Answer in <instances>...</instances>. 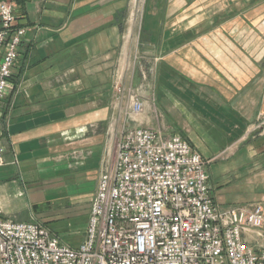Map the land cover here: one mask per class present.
I'll list each match as a JSON object with an SVG mask.
<instances>
[{
  "label": "crops",
  "instance_id": "0c3cea01",
  "mask_svg": "<svg viewBox=\"0 0 264 264\" xmlns=\"http://www.w3.org/2000/svg\"><path fill=\"white\" fill-rule=\"evenodd\" d=\"M9 1L27 32L1 108V218L42 224L62 241L69 229H87L100 174L114 166L123 132L160 130L158 112L178 128L165 136H182L208 160L216 203L237 206L227 205L223 189L248 159L264 166V57L254 40L264 33V0ZM251 36L252 44L236 38ZM148 51L157 53L147 69L157 111L146 101L136 117L126 95L131 63ZM199 132L216 143L208 155L187 135ZM235 134L254 152L220 164ZM50 206L68 211L67 222L49 219ZM86 229L77 231L83 240Z\"/></svg>",
  "mask_w": 264,
  "mask_h": 264
},
{
  "label": "built area",
  "instance_id": "2783aa9c",
  "mask_svg": "<svg viewBox=\"0 0 264 264\" xmlns=\"http://www.w3.org/2000/svg\"><path fill=\"white\" fill-rule=\"evenodd\" d=\"M17 20L15 3L0 1V117L27 32ZM131 101L144 111L137 95ZM207 166L182 136L127 128L100 174L82 243L0 217V264H264L263 204L220 206Z\"/></svg>",
  "mask_w": 264,
  "mask_h": 264
},
{
  "label": "rangeland",
  "instance_id": "374dc122",
  "mask_svg": "<svg viewBox=\"0 0 264 264\" xmlns=\"http://www.w3.org/2000/svg\"><path fill=\"white\" fill-rule=\"evenodd\" d=\"M264 23V22H263ZM136 24H139V22H136ZM262 25V24H261ZM262 32H264V25L262 27ZM259 34V33H258ZM237 40H239V42L241 43H253L254 40L257 42V40H260L261 46H262V56L264 57V33H262V35L259 37L258 35H256L255 39L253 40L254 36H251L250 38H247L246 41H244V39L246 38H238L236 37ZM157 53L155 52H138L137 53V59H135L134 62L131 63V71L130 73L133 74V69L134 70V74H133V82H132V89H130L129 92L126 93L127 96H129V99L131 101V95H137L142 101L143 103H146V101H148L150 104V108H151V113L154 115L153 111H157L156 110V106H155V101H154V92H153V86H154V76L152 74V72L147 69L152 68L153 65V58L154 56H156ZM264 60V58H263ZM262 77L264 78V68H263V73H262ZM141 80L139 83H141L140 85H138V81ZM136 82L138 84H136ZM264 92V90H263ZM124 95V92H119V97L121 95ZM125 101V99H124ZM145 101V102H144ZM120 102V101H119ZM131 103V102H130ZM157 104V103H156ZM147 105V103H146ZM147 106H145L144 104V108L146 109ZM132 108V107H130ZM148 108V107H147ZM158 108V107H157ZM144 109V111H145ZM131 110V114L133 116H140L144 113V111L140 114H135L133 113L132 109ZM159 116L156 117L155 119L158 120V125L160 127V130L163 132V134H166L168 132H170L171 130L175 133V134H179L178 132V128H176L175 125H173L172 122V118H169L168 116L165 115V112H158ZM157 129V128H156ZM178 132V133H177ZM244 134V133H243ZM243 134H235L233 137V141L231 143L236 142ZM187 135H191L192 140L194 143H197L200 145V147L205 151V153L208 155L210 152H212V146H214L215 144L212 145V141L210 140V135L207 134L206 132H199V133H192L189 134L187 133ZM253 143L252 141L249 142H236L233 147H231L228 152L226 154L221 155L220 157H218L216 159L217 162H219L220 164L222 163H229L232 160V157L234 156L233 154H239L241 155L240 159H243V161L245 160V151H248V153H253L254 152V148H253ZM215 148V147H214ZM245 150V151H244ZM236 156V155H235ZM234 158V157H233ZM251 160V162L249 164H247L248 167L247 170H243V168L240 170V173L237 174V176H239V179H233V184L225 187L222 191L225 193L229 194V202L230 204L227 205H237V206H241V205H250V204H257V203H261L264 206V199L262 195H264V166H260L259 164H257L256 162H254L253 158L248 159ZM208 161V160H207ZM243 161L240 163L238 162V164H243ZM107 164V162H105V165ZM218 164H214L212 166V172L214 173L213 175V182L216 183L217 181V177L215 175V168ZM107 166H105L104 168H106ZM103 168V169H104ZM208 169V168H207ZM209 170V169H208ZM211 172V169H210ZM92 200V199H91ZM227 207V206H225ZM61 209L59 207L56 206H50L49 209V219L52 220H59L60 224H64L67 222L68 220V211L62 209V211H60ZM53 212V213H52ZM86 228H75V229H69L66 231V233L64 234L63 237H65L64 241H62L65 244H68L72 247H78L80 245V243H82L81 241L82 236L80 234H82V232L85 231ZM77 231L80 232V234H77ZM73 232V234H72ZM69 233V234H67ZM69 235V237H68Z\"/></svg>",
  "mask_w": 264,
  "mask_h": 264
},
{
  "label": "trees",
  "instance_id": "16d2710c",
  "mask_svg": "<svg viewBox=\"0 0 264 264\" xmlns=\"http://www.w3.org/2000/svg\"><path fill=\"white\" fill-rule=\"evenodd\" d=\"M1 1V0H0Z\"/></svg>",
  "mask_w": 264,
  "mask_h": 264
}]
</instances>
